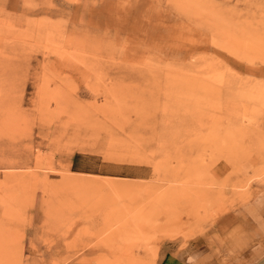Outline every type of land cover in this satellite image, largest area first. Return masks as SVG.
Here are the masks:
<instances>
[{
	"label": "rangeland",
	"instance_id": "rangeland-1",
	"mask_svg": "<svg viewBox=\"0 0 264 264\" xmlns=\"http://www.w3.org/2000/svg\"><path fill=\"white\" fill-rule=\"evenodd\" d=\"M263 191L264 0H0V264H158Z\"/></svg>",
	"mask_w": 264,
	"mask_h": 264
},
{
	"label": "crops",
	"instance_id": "crops-1",
	"mask_svg": "<svg viewBox=\"0 0 264 264\" xmlns=\"http://www.w3.org/2000/svg\"><path fill=\"white\" fill-rule=\"evenodd\" d=\"M259 194V193H258ZM237 236L174 238L165 242L158 264H264V191L231 217Z\"/></svg>",
	"mask_w": 264,
	"mask_h": 264
}]
</instances>
